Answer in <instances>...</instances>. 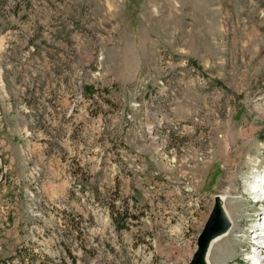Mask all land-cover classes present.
<instances>
[{
    "label": "rangeland",
    "instance_id": "374dc122",
    "mask_svg": "<svg viewBox=\"0 0 264 264\" xmlns=\"http://www.w3.org/2000/svg\"><path fill=\"white\" fill-rule=\"evenodd\" d=\"M262 173L264 0H0V264H189L219 195L242 264Z\"/></svg>",
    "mask_w": 264,
    "mask_h": 264
},
{
    "label": "bare ground",
    "instance_id": "6f19581e",
    "mask_svg": "<svg viewBox=\"0 0 264 264\" xmlns=\"http://www.w3.org/2000/svg\"><path fill=\"white\" fill-rule=\"evenodd\" d=\"M249 187H250L249 189L251 191V194L254 195L251 198L252 201L254 203L257 201L264 203V173L259 174L254 179H252V181L249 183ZM225 201H226V197L224 195H219L217 197L216 203L215 202L214 203H215V205L219 206V208L221 209V211L223 212V214L227 218L228 223H229V227H227V229H225V230H222V231H219L218 233H216L212 237V239L209 241V243H208V245H207V247L203 253V256H202L205 264H210L209 256H210L211 249H212L213 245L215 243H217L218 240H221V238L228 235L232 229V226H233L232 221L229 218L227 210L225 208ZM261 210H262L261 212H257L255 214V216L252 218V222L250 224V230H249L250 231L249 232L250 233L249 234L250 240H248V242L246 243L247 254L245 255V257L247 260H243L241 262L242 264H248V262H250L249 264H264V207ZM46 232H48V231H46ZM51 233H52V231H51ZM51 233H50V235H51ZM44 246H45V244H44ZM51 246H53V245H51ZM47 249H49V248H47ZM41 251H43V250H41Z\"/></svg>",
    "mask_w": 264,
    "mask_h": 264
},
{
    "label": "water",
    "instance_id": "95a60500",
    "mask_svg": "<svg viewBox=\"0 0 264 264\" xmlns=\"http://www.w3.org/2000/svg\"><path fill=\"white\" fill-rule=\"evenodd\" d=\"M217 197L215 198V203L217 201ZM229 227V223L221 209L218 205L213 206L211 213L209 215V218L198 236L197 240V248L193 254V257L191 258L189 264H205L203 261V253L209 243V241L212 239V237L218 233L219 231L225 230Z\"/></svg>",
    "mask_w": 264,
    "mask_h": 264
},
{
    "label": "trees",
    "instance_id": "16d2710c",
    "mask_svg": "<svg viewBox=\"0 0 264 264\" xmlns=\"http://www.w3.org/2000/svg\"><path fill=\"white\" fill-rule=\"evenodd\" d=\"M86 88H87V92H88V93H92V92H93V89H94V88H92V87H90V86H87Z\"/></svg>",
    "mask_w": 264,
    "mask_h": 264
}]
</instances>
